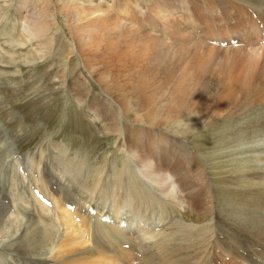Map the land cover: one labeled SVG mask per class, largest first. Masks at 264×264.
Listing matches in <instances>:
<instances>
[{
	"label": "rangeland",
	"instance_id": "obj_1",
	"mask_svg": "<svg viewBox=\"0 0 264 264\" xmlns=\"http://www.w3.org/2000/svg\"><path fill=\"white\" fill-rule=\"evenodd\" d=\"M150 1L154 0H0V54H6L5 62L11 56L17 61L12 64L0 62V195L9 201V206L5 205L9 218L0 229V264H18L22 260L17 259V256L29 259L26 252L33 256L34 264H43L46 258L50 257L42 258L45 257L42 254L45 251L38 255L33 246L26 251L22 243L9 242L13 234L20 233L18 232L20 224L26 221L31 213L34 214L35 220L42 215L39 209L41 204H36V201L47 203L41 201L42 193L38 190L40 185L47 183L43 182L42 166L35 162L36 157L44 156L42 158H47L46 163L54 160L56 164L59 161L57 165L59 169L62 168L61 165L66 168L73 162L78 163L81 160L84 165L86 164L89 176L95 168L100 169L105 161H109L111 163L109 167L118 172L121 159L126 160L128 155L131 157L130 160L135 162L132 161L133 167L137 166L139 170L144 168L151 174V178H146L139 172L135 176L139 183L135 184L134 188L139 192L136 194V189L132 191L135 195V204H129L130 212L127 214L132 224L126 226L120 223L121 228L125 229L124 238L141 252L142 258L150 251L146 249L144 243L152 241L147 239V232L152 231L148 229L155 225L147 222V212L148 209H154L151 217L153 224L154 217H158L159 221L165 220L157 225L162 231L167 227L176 230L170 231L167 236L164 234L167 245L176 242L179 245L177 248L182 249L181 252L193 250L196 252L197 258L190 255L185 264L205 262L248 264L242 260L240 250L237 254L233 253L238 246L236 242H232L233 233L224 228L221 230L220 226L215 225L212 191L214 189L218 196L220 190L229 192L246 187L247 185L236 181V178L247 175L253 168L246 167L244 162L248 154L232 157L231 149L222 150L224 154L209 153L214 151L213 148L207 147V144L203 145L204 138L208 136L203 131L208 126L204 127L205 122L212 124L226 117L229 119L230 114L243 103H254L258 108L264 107V37H261V30L258 28L260 22L254 13L250 12L249 15L243 16V19L250 23L240 21H235L236 24L227 23L226 19L231 16L240 18L244 15L242 11L244 8H240L241 3L236 0H218L224 2L226 8L224 5L214 7L213 17L200 6L203 0H164L169 1L168 5L171 8L176 7L177 3L178 7H184L181 8L182 11L172 8L173 13H178L174 18L171 15H167L168 18L154 15L149 6ZM206 2L212 4V1ZM97 5H100L98 12L97 7L95 8ZM124 5L131 9V13L123 12ZM248 6L250 5L246 4V7ZM110 10L111 12L107 13ZM168 11L169 9L167 13ZM83 12L86 15L95 13L91 17H85L82 15ZM189 19H192L195 25L199 23V32H194L186 25L183 27V23L186 24ZM36 23H46L48 30L41 35L31 36L28 33L34 31ZM168 23L183 28L174 31ZM121 24L127 31L124 37L129 33L134 35L133 31L142 38L155 35L163 39L166 48L170 50L167 64L163 63L166 61L160 62L163 67H168L167 72L155 74L154 71L153 75L147 73L141 77H146V83H149L142 86V89L149 88L146 93H143L141 86L136 83L143 70L131 65L130 61L129 65L120 66V77H113L108 71L109 68L100 67L102 58L94 59L90 65L87 62L91 55L88 49L99 42L107 43L109 40L106 37L112 31L110 29L120 25L116 27V30H119ZM240 27L241 29H238ZM136 28H139V31ZM163 29L168 30L167 33L171 34L172 40L170 36L158 35L157 32H162ZM243 31L246 36L241 34L242 36L237 39L236 35ZM256 33L259 37L254 36ZM23 34L26 42L24 45H22L24 42H20V36ZM154 51L159 50L154 48ZM136 56L138 57L137 49L130 50L129 59ZM25 58L36 61L26 63ZM206 59L210 64L208 70L204 66L208 65L205 64ZM154 62L152 61V64L157 65V62ZM139 65L141 64L137 66ZM243 67L247 69L246 73L251 75L250 91L245 90L242 76L238 77L236 84L235 76L245 72ZM231 73L233 77L229 79ZM107 75L108 78L105 77ZM232 81L236 85L232 89L235 92L228 103L219 99L221 96L217 97V88L220 85L223 88ZM207 83L211 93H205L204 98L194 101L200 91L202 94V90L198 88L201 84L204 86ZM189 87L196 91L197 97L193 96L194 102L186 104L183 95L189 94ZM191 94L194 95L193 92ZM208 97L211 98L207 100ZM153 100L159 103L155 108ZM223 104L228 105L226 108L218 109V105ZM237 117L240 118L241 115ZM214 130L215 128L210 125L208 133L216 132L211 136L213 140L218 135L217 130ZM154 131L156 135L157 133L161 135L163 141L170 142L164 139L163 136L166 134L175 139L177 147L185 145L187 159L194 164L188 165L186 159L181 165L182 167L188 165L186 167L181 168L178 163L169 167L161 160L155 159L157 171L152 169L150 163L154 167V160L146 159L145 153L153 148L150 143L154 142L152 139L156 136L150 132ZM139 142L148 145L145 144L147 147L143 149ZM152 152L153 150L150 153ZM205 155L208 157L204 158ZM235 158L237 161L233 163ZM140 165L143 168H140ZM166 174L173 176L176 185L179 186L174 196H163L159 193L162 188L155 185V175L166 177ZM34 183L38 186L36 189H32ZM147 189H151L153 194H160L163 203L171 205L172 209L168 211L167 204L163 208L167 210L166 212L159 209L160 205L151 199ZM110 190L115 193L116 187ZM26 191L35 196L32 197V201L27 202L25 199ZM138 195L141 198L137 197ZM72 196L74 197L73 194ZM16 199L17 202L13 204L12 201ZM109 200L111 203L113 199ZM26 209H29L28 214L25 212ZM162 213L170 215L165 217L166 219H159ZM47 215L51 216L50 213ZM134 219L136 221H133ZM45 220L48 227L54 225L51 218ZM143 221H146L147 225L141 226ZM45 223H42L44 228ZM175 236L180 237L179 240L176 241ZM222 238L228 246L221 241ZM139 242L144 245L143 249L136 246ZM185 244L189 248L185 247ZM11 245L21 248V251L16 253L5 250V247ZM56 245L53 243L47 248L54 249ZM154 247L151 246L150 249H156ZM259 249L261 248H248V254L251 252L255 255L254 258L262 259V251ZM208 260H211L210 263ZM52 263L59 264L56 259L47 264Z\"/></svg>",
	"mask_w": 264,
	"mask_h": 264
},
{
	"label": "bare ground",
	"instance_id": "obj_2",
	"mask_svg": "<svg viewBox=\"0 0 264 264\" xmlns=\"http://www.w3.org/2000/svg\"><path fill=\"white\" fill-rule=\"evenodd\" d=\"M203 1L204 2L200 3V6L204 10V12H207L209 14L210 17H213L212 16L213 9L214 7H217V5L218 6L224 5L223 7L226 8L224 2H220L218 0H209L212 1V4H210V2L207 3L206 0ZM236 1H239L241 3L240 8H244L242 10L244 15H242V17L240 18H237V16H231L226 19V22L230 24L231 23L234 24L235 21L236 22L240 21V23L241 22L250 23L248 22V20L243 19V16H245V14L249 15L250 12H252L254 13L255 18L260 22L258 28L261 30V37L262 36L264 37V2L261 0H236ZM168 4L169 1L161 0L160 2L154 0L153 2L150 1L149 6L151 12L154 15L158 14L159 16H161L160 18L163 17L168 18L167 15H171L174 18V16L178 15V13L177 14L173 13L172 12L173 9L180 11H182L181 8L184 9V7L181 8L180 6L178 7V3L177 5H175L176 7H172L173 9L169 7ZM246 4L250 6L246 7ZM95 8L96 11L98 12L100 5L95 6ZM166 9L167 10L169 9L168 13ZM122 10L126 14L131 13V9L126 5H124ZM109 12H111V10L107 11V13ZM101 13H105V12H101ZM107 13L105 14L108 15ZM92 14L86 15L84 12L82 13V15H84L85 17L87 16L91 17ZM235 17L237 20L235 19ZM168 24L169 26H172V30L174 31H180V29H182L185 25L187 27H190V29H192L194 32L200 31L199 23L195 25L192 22V19L187 20L186 24L183 23V27L180 25L177 26V24L175 25L171 23ZM213 24L215 25V23ZM116 27H120V25H117ZM116 27L110 29L112 31L106 37V39L109 40L107 43L99 42L93 48L90 47L88 49L91 55L90 58L87 60V62L90 65L92 61L94 62V59L99 60V58H102L100 61L101 62L100 67L109 68V70L108 69L107 70L109 71L110 74H112L113 77L114 76L120 77L121 75L120 66L123 64L129 65V61H130L131 65H133L134 67H140V69L143 70V73L137 77V79L139 80L136 81V83H138V85L141 86L142 92L146 93L147 90H149V88L143 87L142 89V86H146L149 83H146L147 80L146 77L144 78L141 77L147 75V73L153 75L154 71H156L155 74L156 73L161 74L163 72L164 73L167 72L169 70L168 67H163L161 65L162 63L160 62L167 60L170 50L166 48L167 46L164 44V40L160 39L155 35L145 36V38H142L137 32L133 31L134 35H130L129 33L128 36L124 37V33H127V31H125L126 28L124 27V25L121 24V29L119 30H116ZM136 29L138 30L139 28ZM238 29H241V27ZM47 30H48V25L46 23H42V24L36 23V28L34 29V31L29 30L30 32L28 34H30L31 36H34V34L41 35ZM161 31L162 32H157L159 36L160 35L170 36V40H172L171 34L169 33L168 35L167 33L168 31L167 29H163ZM241 34H243L244 37L246 36V34L243 31L242 33L236 35L237 39H239ZM255 35L259 37L258 33L254 34V36ZM24 37H25L24 34L22 37L20 36L21 39L20 42H24L22 43V45L26 43ZM232 38L234 39V36ZM231 40L232 39L230 38V41ZM234 42L235 44L237 43L236 41ZM152 47L157 48V50L159 51L155 52L154 48ZM132 49L134 50L137 49L138 57L136 56L134 58H130L131 59L130 60L129 59L130 50ZM5 55L0 54V58L1 59L4 58L3 60L0 59V62L6 64H12L13 62L16 61L15 58L11 56L7 58V61L5 62L4 61L6 57ZM25 60L26 63H34L36 61V59H28V58H25ZM122 60H124L125 62ZM151 60L157 62V65L155 64L153 65ZM205 61H206L205 64L208 65H204V66L205 69L207 68L208 70L209 69L208 67L210 66L209 60L206 59ZM163 63L167 64V61ZM138 64L141 65L137 66ZM89 65L88 67L91 68L92 70V67H90ZM246 70L247 69H245L244 70L245 72L243 73H245L247 76H245V74L243 73L241 74L239 73V75L235 76L237 78L235 79L237 84L238 77L242 76L241 80L245 83L244 85L245 90L250 91L249 86L251 83L250 80L251 75L249 76V74L246 73ZM105 77L108 78L109 76L107 75ZM232 77L233 74L231 73L229 79H231ZM226 81L228 83V79ZM234 84L235 83L232 81L231 84H229L231 86L224 85L222 88V86L220 85L218 88L216 87L218 89L217 97L221 96V98L219 97L218 98L221 99L222 101L230 103L229 101H231V99L233 98L232 97L233 93L235 92V90L232 91L233 87L236 86ZM208 85H209L208 83L205 84L204 86L201 84L200 88H198L202 90V94L201 91L199 94V96L201 97L199 96L197 97L195 95L196 91L195 90L193 91V89L189 87L188 89L189 94L183 95V98L185 99L184 103L191 104L194 101L204 98L205 93H211L209 92ZM181 87H183L182 84ZM255 91H257V89H255ZM191 92H193L194 95L191 94ZM188 95L190 98H188ZM193 96L197 97L194 101H192ZM209 98L211 97H208L207 100H209ZM253 104L254 103H247V104L243 103L239 105L238 108L235 111L233 110L234 112L230 114L231 117L229 119H227L228 117H226V119L224 118L218 120L216 122H213L212 124H210L211 122L209 123L205 122L206 124L204 123V127H206L207 125L208 126L206 129H204L205 131H203V133H205V135L207 133L208 136L204 138L203 145L207 144V147L213 148L212 151L214 152H209L213 154L217 152L224 154L223 153L224 151H222L224 149H231L232 151H230V153L232 157L235 155L241 157L244 154H248L247 156H245L244 162L246 163V167H251L253 169L247 175L239 176L238 178H236V181H238L239 183H243L244 185L247 186L229 192L228 190H220L218 196L216 195V191L213 189L212 191L213 202L215 203L214 220H215V225L218 227L220 226L221 230L224 228L226 231L233 233L231 238L232 242H236V244H238L237 249L234 250L233 253L237 254L239 252L238 250H240L242 260H244L248 264H264V118H260V116H264V107L258 108L257 104L254 105ZM158 105L159 103L158 102L156 103L154 101L153 108L157 107ZM227 105L228 104L218 105V109L226 108ZM252 108H254L255 110H251ZM152 114H155V112H152ZM253 114H255V116H253ZM239 115H241L240 118L237 117ZM209 124L212 125V127H214L218 133L217 137H215L214 140L212 139L211 136L213 133L216 132H213L211 134L208 133L211 131V130L208 131L210 127ZM150 134L151 135L153 134L154 136H156V138L155 139L153 138L152 140H154V142L152 141L150 143V145H152L153 147L152 148L150 146L152 148L150 149L153 150V152L150 153L151 150L149 149L150 152L148 151V153H145L146 154L145 158L154 160L153 163L154 167L152 166V163H150L152 169L156 170L158 166L156 164L155 159L158 161L161 160L163 163H165V165H168L169 167L172 164H176V163H178L179 166L183 165L182 163L185 162L186 159L188 158L186 155L187 154L186 150L184 151L185 145L182 144L180 145V147H177L178 144L176 143L175 139L170 138L166 134L163 137L164 139H168L170 142H166V140L163 141L162 138L160 137L161 135L159 136L158 133H157L158 136L156 135V131L150 132ZM145 144L140 143V147L143 146V149L146 148L147 146ZM172 151H174L175 153H173ZM233 151L235 153H233ZM205 152L207 153V151ZM127 153L129 154V152ZM208 155H205L204 158L208 157ZM42 157L44 156H41V158L36 157L35 162L39 166H42L41 172H43V176H44L43 182L45 183L46 181L47 183V184H43L44 186L40 185L38 189L42 193L40 194L42 197L41 201H47L46 203L47 205L43 204L44 202L42 203L39 200L36 201V204H41L39 205V209L41 210L42 215L36 217L35 220L34 214L31 213L29 218L20 224V228L18 229V232L20 233L17 234L16 232L11 236V238L9 239L10 243L12 242L13 244H16L20 242L22 243V246H25L26 251H29L34 247V251L38 255H41L40 253L41 251H45V253H42L45 255V257L42 258L45 259L47 256H50L51 258L50 257L46 258V261L43 264H47L48 262L52 261V259H56L59 262V264H120L122 262H125L127 264L133 262H135V264H185L186 259L190 257V255H193L195 257L197 256L194 250L192 252L191 251L181 252L182 249L177 248L179 245L176 242H174V244L167 245V239H164L165 237L164 234L167 236L170 233V231L172 230L176 231V230L174 228L167 227L166 229L163 228L164 231H162L161 227H157L158 223L161 221L157 219L158 217H154L155 223L153 224L152 222L153 220L151 219V217L154 209H148L147 212V222L148 223L150 222L152 226L155 225V227L151 226L152 228L148 230H152V231L147 232L148 234L147 239H152V241L148 240V242L150 243H144L146 249L150 250L149 252L147 251V253L144 254L145 258H142L141 252H139L134 245L130 244V242L124 238L125 229L121 228L120 223H123V225L125 224L126 226L132 224V222H130L129 220L130 216L127 215L130 212L128 206H130L132 203H133L132 205L135 204V198H134L135 195L133 194L132 191L136 189L137 191L136 194L139 192L137 188H134V185L139 183L138 180L135 178V176H137V173L139 172L140 174L142 173V175H144L146 178L149 177L151 178L150 172H147V170H145L143 166L140 165V168L142 167L143 170H139V167L137 166L133 167L132 165L133 160H130L131 157L129 155L128 157H126V160L121 159V166L119 169L117 168L118 172L113 171V168L109 167V165H111L109 161H105V163L100 169L95 168L93 170V173L89 176H87L89 171L87 170L86 164L84 165L81 160H79L78 163L73 162L71 166H67L66 168L61 165L60 167L62 168L59 169L57 166L59 165V161L56 162V164L53 162L54 160L51 161L50 163H46L47 158L43 159ZM129 160L130 162H128ZM187 160H188V165L194 164L191 162L190 159ZM235 161H237V158L234 159L233 163ZM113 162L115 165L116 162L115 161ZM133 163L135 162L133 161ZM51 164L53 165V167ZM188 165H185L183 167H186ZM183 167L181 166V168ZM174 172H176V169L173 170V173ZM166 175H167L166 177L155 175V179H156L155 185L162 188V191L159 193L162 194L163 196L165 197L174 196L179 188V186H177L176 182L174 181L175 173L173 174L174 177L171 176L170 174H166ZM169 178L172 180V182ZM36 187H38L37 184L35 183L32 184V189L33 188L36 189ZM114 187H116L115 193L111 192L110 190V188H114ZM43 191L44 192L46 191L45 194ZM147 192L148 194H150L151 199L156 204H158V206L160 205V207H158L159 209L165 212L167 210L170 211L172 209V206L168 205L167 203H166L167 210L163 209L164 207H166V204L165 202L163 203V199L160 197L161 196L160 194H156V193L153 194L151 192V189H147ZM26 193L27 195L25 199L27 200V202L32 201V197L34 198L35 196L30 195V193L27 191ZM72 194L79 201H77L72 196ZM142 195L143 194H141V196ZM141 196L138 195L137 197L141 198ZM4 197L5 196L2 197L0 195V229L2 225L9 218V212L5 208L6 204H8L9 206V201L8 198H4ZM108 197L109 199H113L111 203H110L111 200H109ZM139 198H136L137 201H140ZM17 199L12 201L13 204L17 202ZM142 199H144V197ZM114 205H116L115 208H113ZM27 211L29 212V209L25 210L26 214H28ZM49 213L51 216L47 215ZM169 215L170 214L168 213L167 214L162 213L159 219L168 217ZM43 217L45 219L51 218L53 220L54 225H50V227H48V225H46L45 223V221L47 222V220H45ZM133 221L136 220L134 219ZM162 221L165 222V220ZM43 222L46 225L45 228L44 225H42ZM140 225L141 226L147 225V223L146 221H143ZM143 228H145V226H143ZM190 231L192 232V229ZM144 235L145 234H143V236ZM178 238L180 237L177 236L174 237L176 241L179 240ZM169 240L172 241L171 239ZM221 241H224L225 244H227L228 246V243L224 239ZM53 243L57 244L56 246H54L55 248L48 249L47 246ZM141 243L139 242L138 245L136 246L141 248L144 247V245H141ZM151 246H155L156 249H150ZM185 247L189 248L187 244H185ZM251 247L261 248L259 250L260 252L262 251L261 252L262 259L254 258L253 256L255 255L251 254V252L248 254V248ZM5 250L9 252L13 251L19 253L21 251V248L13 247L11 245V247H5ZM26 253L29 259H22L21 257L17 256V259L22 260L18 264H34L33 256L30 254V252H26ZM210 261L208 260L209 263Z\"/></svg>",
	"mask_w": 264,
	"mask_h": 264
}]
</instances>
